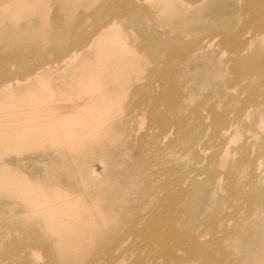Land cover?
Returning a JSON list of instances; mask_svg holds the SVG:
<instances>
[{
    "label": "bare ground",
    "instance_id": "6f19581e",
    "mask_svg": "<svg viewBox=\"0 0 264 264\" xmlns=\"http://www.w3.org/2000/svg\"><path fill=\"white\" fill-rule=\"evenodd\" d=\"M215 1L165 0L166 18L168 21L179 20L182 24L186 20L182 7L195 8L190 14L187 12L193 15ZM260 1L246 0L239 11L256 36L254 40L260 41L253 46L252 56L245 51L251 40L244 42L237 37L235 24L231 21L226 26L210 28L208 35L218 37L230 52L228 57L218 58L212 49L196 47L200 36L189 37L184 31L169 37L163 46L146 39L147 46H134L127 40L122 41L115 31L118 21L110 20L91 37H76L70 43V52L62 56L63 65L59 69L64 72L61 74L67 67L76 68L71 76L74 106L57 99L47 104L34 94L17 97L18 106L23 109L21 113L4 115L8 106L7 103L2 105L0 154L5 149L23 153L22 149L26 151L30 146L24 145L36 135L43 136L49 129L56 130L57 124L52 122V117H56L62 120L68 136L73 129L80 137L98 138L96 132L107 130L111 140L117 142V148H125L126 143L134 142L138 157H144L145 162L141 170L123 173L122 178L126 177L124 187L109 199L119 218L113 240H108L100 255L96 252L97 242L89 241L93 225L90 209L77 197L68 199L65 192L62 196L44 198L40 203L16 199L25 207L24 217L42 220L56 243L44 242L31 229L23 233L15 228L16 235L4 246V259L14 260L17 264H239L233 251L240 240L242 246L256 254L259 252L258 263L263 262L264 250L260 246L264 241V194L257 193L256 181L264 163V133L259 138L255 133L264 130V65L240 67L242 61L264 60V20L258 6ZM137 2L124 0L119 8L107 12L117 16L121 6L128 10ZM22 3V8L29 10L31 4L34 7L31 16L38 17L39 14H35L39 8L31 0H22ZM59 22L56 23L61 25ZM147 51L151 55L142 60L141 52ZM91 59L96 62L90 64ZM12 61L18 71L10 75L9 69L2 67L0 101L10 100L12 90L21 93L32 86L29 83L41 74L56 73V69L46 66L50 61L42 58L38 62L32 61L35 66L28 64L29 68L15 55ZM144 63L156 65L147 67ZM102 64L115 71L101 73ZM143 73L157 78L154 81L156 89L144 90L146 85L140 83ZM10 79H22V82L11 84ZM190 81H198V84L193 87ZM114 104L118 105L113 109L115 113L105 112L106 107ZM188 105L190 110L183 112ZM132 110L136 114L127 117ZM137 116L146 117L154 127L150 138L140 135ZM169 125H172V131L167 128ZM82 127L90 130H81ZM172 133L173 138L169 139ZM54 134L51 131L47 136ZM249 134L255 135L252 140L246 138ZM43 139L38 150L51 146L54 155L63 157L64 148L58 144V138ZM163 142L167 143L166 147L162 146ZM180 146L181 150L176 154L169 152ZM70 153L75 151L70 150ZM160 161L164 164L156 169L154 164ZM7 162L5 160L3 165ZM228 166L234 171L224 175L221 168ZM237 172L243 173L240 180ZM137 173L141 175L135 176ZM205 185L216 186L227 193L232 206L230 214L227 213L229 219L209 215L205 222H191L199 202L196 195L206 189ZM67 188L70 187L65 185V190ZM131 188L132 193H127ZM156 188L165 190L163 196L157 195ZM0 190L10 196L22 193L11 172L2 176ZM230 219L232 223L228 221ZM204 235L209 236L205 239ZM253 235H257L258 240L256 237L254 240ZM129 237L131 239H127ZM223 240H228L229 248ZM125 253H131L132 258L124 261Z\"/></svg>",
    "mask_w": 264,
    "mask_h": 264
},
{
    "label": "rangeland",
    "instance_id": "374dc122",
    "mask_svg": "<svg viewBox=\"0 0 264 264\" xmlns=\"http://www.w3.org/2000/svg\"><path fill=\"white\" fill-rule=\"evenodd\" d=\"M9 1L10 3H6L5 0H0V77L2 67H7L10 75L18 71V66L12 61L14 55L28 68V64L35 66L32 61L38 62L41 58L42 60H48L50 62L46 66L56 69V73L53 75L41 74V76L29 83L32 86L24 88L21 93L15 90L10 91L12 94L10 95L11 99H2L4 101H0V108H3L2 105L4 103H7L8 106L4 110V115L21 113L23 109L19 108L16 101L17 97L20 96L22 98L32 94L47 104L57 99L65 100L64 103L68 106H74V90L71 84V76L76 68L67 67L65 73L61 74V72H64L62 68L59 69L60 65H63L61 63L62 56L70 52L72 40L76 39V37H85L86 39L91 37L103 23L110 20L118 21L115 24L117 26L115 31L121 36L122 41L126 42L127 40V42L137 47L147 46L144 42L145 39L151 40L158 46H163L168 43L169 37L184 31L188 33L189 37L194 34L197 37L200 36L199 43L195 44L197 48L200 46L204 49H212L218 58H225L230 55L228 48L220 43L218 37L208 34L211 32L210 28L226 26L229 21L235 24L236 29L234 32L237 37L244 42L245 39L251 40V42L246 41L245 51L247 54L252 56L253 46L260 42L259 40H254L256 36L252 34L251 27L245 24L244 18L239 14L246 0H216L212 4H207L203 7L198 14L193 15H188V13L190 14L196 9L184 6L181 12H185L186 20L182 21V24H180L181 21L179 20H167L165 0H162L160 4L159 2L157 3L158 0H138L137 5L133 3L134 6L128 10L123 9V6H121V12L117 16H112L107 11L119 8L124 0H31L39 8L35 14L39 15L35 19L30 14H34V7L31 4V9L29 10L28 8H22V0L19 2L16 0ZM258 6L263 14L261 19L264 20V0H261ZM20 7L22 9L18 10ZM156 13H158V16H156ZM58 20L61 21L59 22ZM223 21L224 24L222 23ZM149 54L151 55L150 51L141 52L140 57L144 60ZM95 62L94 59L89 61L90 64ZM258 63L264 65V60L242 61L240 67L245 69L248 65H257ZM143 65L153 67L156 63H144ZM106 70L110 73L115 71L111 66L102 64L101 73ZM138 70L136 69V71ZM123 73L122 71L121 75ZM22 79H10L9 82L11 84L13 82H22ZM156 79V77L143 73L140 83L146 85L144 90H148L150 87L156 89L154 87ZM222 80H224V76H222L220 81L222 82ZM189 83L196 87L198 81H190ZM176 84L181 85V82H176ZM184 90L187 91L185 87ZM116 107H118L116 104L112 107H106L107 110L105 112L115 113L116 111L113 109ZM189 110L190 105L186 106L183 112L187 113ZM123 112L125 111L123 110ZM132 112L127 117L132 118L136 114L135 110H132ZM127 113L128 111H126ZM59 117L61 118V115ZM52 120L53 123L57 124L56 130L49 129L43 136L36 135L34 140L32 139L30 143L24 145L30 146L26 151L23 148V153L17 154L16 151L5 149L0 154V180L3 175L11 172L17 179L22 191L20 195L10 196L6 193L3 194L4 191L0 190V264H17L14 260L4 259V246L8 245L7 242L11 241L16 235L15 228L23 230V233L31 229L44 242L56 243L55 237L42 220L24 217L25 207L20 202H17L16 199L40 203L44 198L62 196L65 192L68 199L77 197L81 203L85 202L90 209V219L93 225L89 241L97 242L99 247L96 252L100 255L105 244L109 242L108 240H113L117 227L116 222H118L119 218L116 212L113 211V202H110L109 199L111 195L113 196L116 191L122 190L124 187L123 179L126 177L122 178L123 173L132 174V170H141L143 163H145L143 162L144 157H138V148L134 142L126 143L124 145L125 148L123 146L117 148V142L111 140L107 130L96 132V135L99 136L98 138H92V136L89 137L88 135L80 137L73 133L76 132L73 129H71L72 133L68 136L65 133L67 129L63 126L62 120L59 121L56 117H52ZM137 120L139 121L138 129H140V135H143L145 139L150 138L154 133L152 124L146 117L140 118L137 116ZM167 128L172 131V125ZM81 130H90V128L82 127ZM51 131L55 132V136L48 137L47 135ZM3 133L6 135V131H3ZM262 133H264V130L258 131L255 133L256 137L259 138ZM254 136L249 134L246 138L252 140ZM43 138H58V144L64 148L63 157L59 158L54 155L55 151L51 146L38 150L39 143L44 140ZM172 138L173 133L169 135V139ZM258 138H256L257 141H259ZM166 145V142L162 143L163 147H166ZM70 150H74L75 153H70ZM180 150L181 146L174 151L171 148L169 152L172 154L175 152L176 154ZM262 154L264 155V150ZM5 160L8 162L3 165ZM163 164L160 161L154 164V167L159 169ZM221 170L224 175L227 172L234 171L230 166L221 168ZM242 174L237 172V179L240 180ZM140 175L141 173H137L135 176ZM257 178L259 179L256 181V190L259 195H262L264 194V163ZM65 185L70 188L65 190ZM205 186L206 189H202L196 195L199 202L194 210L193 217H191V222L193 224L205 222L210 217L209 215L221 218L227 217L226 219H229L227 213L230 214L232 206L227 193L223 190L220 191L216 186ZM132 190V188L127 190V193L131 194ZM156 193L158 196H163L165 190L156 188ZM228 221L232 223L231 219ZM204 236L206 239L209 235ZM255 237L258 240L257 235H253L252 238L255 240ZM127 239H131V237ZM226 241L228 242V240ZM226 241L224 242L223 240L224 245L229 248ZM260 247L263 251L264 241ZM235 248V250L233 249V254L238 259L239 264H259L258 260L261 259L258 257L259 252L256 254L254 250H249V247L242 246L240 240H237ZM132 256L131 253H125L123 259L127 261ZM56 261L59 262V260ZM236 262L237 260L235 259ZM260 264H264V260Z\"/></svg>",
    "mask_w": 264,
    "mask_h": 264
}]
</instances>
